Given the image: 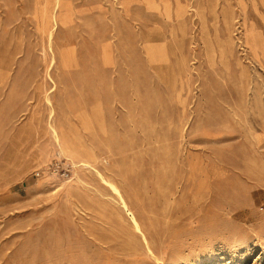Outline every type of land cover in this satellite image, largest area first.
<instances>
[{"label": "rangeland", "instance_id": "rangeland-1", "mask_svg": "<svg viewBox=\"0 0 264 264\" xmlns=\"http://www.w3.org/2000/svg\"><path fill=\"white\" fill-rule=\"evenodd\" d=\"M0 264H264V0H0Z\"/></svg>", "mask_w": 264, "mask_h": 264}, {"label": "bare ground", "instance_id": "bare-ground-1", "mask_svg": "<svg viewBox=\"0 0 264 264\" xmlns=\"http://www.w3.org/2000/svg\"><path fill=\"white\" fill-rule=\"evenodd\" d=\"M110 185H111L110 190L113 192V194H115V196L119 200V203L122 205V207L125 209V211L129 215V223H130L131 227L133 228L135 234L138 235L140 233V236H141L143 242L145 243L146 247L151 251L148 238H147L144 230H142L141 222L139 221L138 217L135 215V213L129 207V204H128L125 196H124L122 189L120 187H118L115 183H111ZM79 239H80V237H79Z\"/></svg>", "mask_w": 264, "mask_h": 264}]
</instances>
